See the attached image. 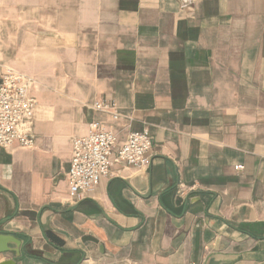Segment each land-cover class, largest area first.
<instances>
[{
	"label": "crops",
	"instance_id": "obj_1",
	"mask_svg": "<svg viewBox=\"0 0 264 264\" xmlns=\"http://www.w3.org/2000/svg\"><path fill=\"white\" fill-rule=\"evenodd\" d=\"M1 65L37 106L0 145V263L264 264V0H0ZM93 121L149 129L151 162L73 199Z\"/></svg>",
	"mask_w": 264,
	"mask_h": 264
},
{
	"label": "built area",
	"instance_id": "obj_2",
	"mask_svg": "<svg viewBox=\"0 0 264 264\" xmlns=\"http://www.w3.org/2000/svg\"><path fill=\"white\" fill-rule=\"evenodd\" d=\"M36 80L15 68L0 67V145L11 148L18 145L31 148L35 145L32 132L37 100L31 90ZM96 110L108 112L114 119L120 117L114 101L94 103ZM153 137L149 129L132 131L120 144L117 134L105 129L99 121L89 124L86 135L73 139L72 158L68 170L70 195L82 199L111 174L115 163L146 169L153 149ZM236 165L235 169H243ZM195 264V263H192Z\"/></svg>",
	"mask_w": 264,
	"mask_h": 264
},
{
	"label": "water",
	"instance_id": "obj_3",
	"mask_svg": "<svg viewBox=\"0 0 264 264\" xmlns=\"http://www.w3.org/2000/svg\"><path fill=\"white\" fill-rule=\"evenodd\" d=\"M10 238H14V236L0 233V254H3L9 251L8 248H5L3 242L10 240ZM16 263L17 261L15 259H6L2 261L0 264H16Z\"/></svg>",
	"mask_w": 264,
	"mask_h": 264
}]
</instances>
